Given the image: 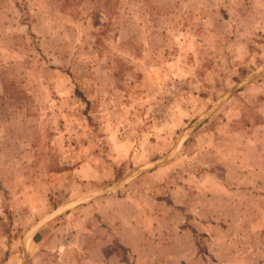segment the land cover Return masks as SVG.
Instances as JSON below:
<instances>
[{
  "label": "rangeland",
  "instance_id": "374dc122",
  "mask_svg": "<svg viewBox=\"0 0 264 264\" xmlns=\"http://www.w3.org/2000/svg\"><path fill=\"white\" fill-rule=\"evenodd\" d=\"M98 114H135L148 142L168 115L186 116L161 151L127 167L111 161ZM88 153L94 165L76 167ZM174 198L186 203L176 210ZM133 206L148 207L149 226L144 246L126 250L121 239L141 234ZM185 217L222 226L203 234L222 240L223 264H264V0H0V264H176L164 243L186 236L166 225Z\"/></svg>",
  "mask_w": 264,
  "mask_h": 264
},
{
  "label": "crops",
  "instance_id": "0c3cea01",
  "mask_svg": "<svg viewBox=\"0 0 264 264\" xmlns=\"http://www.w3.org/2000/svg\"><path fill=\"white\" fill-rule=\"evenodd\" d=\"M98 115L101 119H105V121H106V123L103 124V126L106 129L105 136H108L107 140L109 141V144H107V148H108V152L110 153L111 161L116 163L115 165L126 164L127 167H129V166L135 167V166L142 165L147 160L145 157V154L150 153V155H151V153H152L151 151H153V150H154V153L161 151V149L163 147H165V144H160L161 139H163L164 142H166L168 136L173 134V132H175L177 127L181 125V123H179V120L182 119L183 117L185 118V116H186L185 114H170V115H168V119H167L166 123L164 124V126L159 128L160 130H159L158 134H153L155 137L156 136L157 137L154 138V141L148 142V139H149V137H151V135H143L144 134L143 128L141 126H138V125L134 126L133 122L131 121V119H132L131 117L132 116L134 117L135 114H111L112 115L111 118L109 117L110 114H101V115L98 114ZM121 115H123L124 119H125V115H126V117L129 119V121L122 124L123 126L120 127L119 124L116 125V123H114V122H116L117 120H120L119 118ZM204 125H206V124L204 123ZM239 129H240V127H234L232 129V132H236ZM235 134L236 133H233V135H235ZM147 137H148V139H147ZM156 141H158L157 146L154 144ZM94 148H96V146H94L92 143H89L86 148L83 147V144H82V149L84 151L94 149ZM240 154H241V152L239 153V155ZM83 158L84 159L82 161H80L76 167H86V168L90 169V167L92 165H94V162H93L94 154L88 153V155H85ZM214 159H215V161H214L213 165H217L218 167H219V165L223 166L222 163H225L223 161L219 162L218 158H214ZM213 160L208 161L207 159H205V160H203L202 163L208 166L211 164V162ZM238 163H240V161ZM239 165H241V164H239ZM218 167L214 166L213 168L215 169V171L216 170L218 171V175H219V168ZM224 173H225V171H224ZM198 176H200V175H198ZM154 177H155V175L154 176H147V175L143 174L138 179H141L139 181H142V184H143L146 181H148L149 179L154 178ZM219 177L221 178L222 176L219 175ZM94 179L96 181V178H94ZM195 179L197 182L201 183V184H199L198 188L196 186L195 193L198 194L199 198H197V199L199 200L200 203H202L203 200H207L206 195L209 192L206 191V188H207V184H209V181H207V183L205 181H202L201 176L198 179L197 178H195ZM186 194L188 196V194H189L188 189H186ZM128 196H129V194L126 193L124 195V197H121L120 199L116 198L115 200L123 199L120 201V203L121 204L126 203L125 202L126 199H124V198L128 197ZM153 197L154 198H151V205H153L154 207L158 206L159 205L158 202L160 200L156 196H153ZM107 199L108 200H104L105 204H107V203L113 204L115 202V200L111 197H109ZM185 201L186 200H183L181 203H183V202L186 203ZM180 204H177V200L174 198V199H172L171 207L178 210V205H180ZM188 207H189V210L191 211V206L189 205ZM135 209H137V213H138L137 214L138 217L136 220L138 221L141 218H143V221L140 220L142 222V224H137V226H138L137 229L139 230V228H141L140 239H136V241H134L132 243L129 241H125L124 237H123V239H121V246L128 247L126 250H128L129 247L141 248L144 246L143 243H145V240L142 237H144L145 232H143V231H146V229H148V226H149V223H145V221H144L146 219V217L149 216V214H150V213L148 214V211H147L148 207L137 206V208H135ZM157 210L158 209L156 208L155 211H153V212L155 213V212H157ZM122 211L127 212L123 209H121V210L117 209L116 211L114 210V213L121 214L122 217L126 216L128 219V217L130 215L122 213ZM201 213H203V212L201 211ZM205 213H207V212H205ZM142 214H144L143 217H141ZM205 219L206 220L197 223L194 219H192V218L190 219V217L189 218L185 217L184 219H182L183 222L181 223V226H178L180 224H173V225L168 224V225H166L167 227L170 228V230H171L170 232H176L177 231L178 235L181 236V235H183V233H185L184 235L186 236L184 242L181 240H178L174 244H172L171 241H169L168 243L167 242L164 243V245L166 246L165 250L168 249V251H169V254H168L169 259L168 260L171 263L181 264L182 259H180V256L185 254L184 256L187 255V259L190 262V264H223L225 257H226L224 252H223V248L226 246L222 242H216V241H222V240H215L213 237H211L210 234H208V235L203 234V231H210L211 232L212 230H215V231H218L219 229L222 230V226H219L215 222H210V218L206 217ZM122 221L125 223L126 228H128V230L130 228H132L129 220H128V222L126 219L122 220ZM157 227H158V225H157ZM125 230L121 229V231H125ZM150 230L155 231V227L154 228L152 227ZM156 231H158V230H156ZM187 232H189V234H187ZM142 241H144V242H142ZM133 244H134V246H133ZM159 246H161V244ZM151 250H154V249L150 248L149 251H151ZM179 250H180V252L176 253ZM128 255H129V253H127V257H128ZM140 257H142V256H140ZM143 257H145V260H147L148 263H150V264H156V263L159 264L161 262V261L158 262V260L156 258H154L152 255H146V256L144 255ZM103 259L104 260H106V259L110 260V256L105 257ZM230 259H232V256ZM132 261L133 262H143L144 259L141 258L138 260V259L132 258Z\"/></svg>",
  "mask_w": 264,
  "mask_h": 264
},
{
  "label": "water",
  "instance_id": "95a60500",
  "mask_svg": "<svg viewBox=\"0 0 264 264\" xmlns=\"http://www.w3.org/2000/svg\"><path fill=\"white\" fill-rule=\"evenodd\" d=\"M263 67V66H262ZM259 70H261V69H258L257 71H255L254 73H252V74H250L247 78H245V80H243V81H241L237 86H235L232 90H230L228 93L230 94L231 92H233V91H235V90H237V89H239L245 82H247L248 80H250V79H252L254 76H256L257 74H258V72H259ZM224 98V97H223ZM223 98H221L220 100H218L215 104H214V106H212L211 108H210V111L212 110V109H214L216 106H218L222 101H223ZM207 116H209V114H202L197 120H195L191 125H190V127L189 128H187L183 133H182V136H179V138H177V140L175 141V143H174V146H173V149L176 147V145L179 143V142H181L182 140H183V138H185L186 137V135L188 134V133H190L191 131H192V129L196 126V125H198L204 118H206ZM173 149L165 156V157H163L160 161H158V162H155V163H153L152 164V166L153 167H155L156 165H158V164H161V163H163L167 158H169V156H170V154L173 152ZM140 172H143V169L141 168V169H138L137 170V172H135V173H132V174H130V175H126L125 177H123L121 180H119L118 182H116L113 186H111V188L109 189V191L110 190H112V189H114V188H118V187H120L126 180H128L129 178H132L135 174H139ZM108 192V190H104V191H101V192H98V193H96V194H91V195H88V196H85L86 198H93V197H95V196H99V195H102V194H106ZM82 201V199L80 198V199H78V200H76V202H73V203H71V204H74V203H80ZM52 216H53V214H52ZM49 218H51V216H49L48 218H47V220L49 219ZM44 222V221H43ZM39 227V225L38 226H36L33 230H35L36 228H38Z\"/></svg>",
  "mask_w": 264,
  "mask_h": 264
},
{
  "label": "trees",
  "instance_id": "16d2710c",
  "mask_svg": "<svg viewBox=\"0 0 264 264\" xmlns=\"http://www.w3.org/2000/svg\"><path fill=\"white\" fill-rule=\"evenodd\" d=\"M79 97H81V96H79ZM38 240H39V238H38L37 234H35V235L32 237V241H33L34 243H37Z\"/></svg>",
  "mask_w": 264,
  "mask_h": 264
}]
</instances>
